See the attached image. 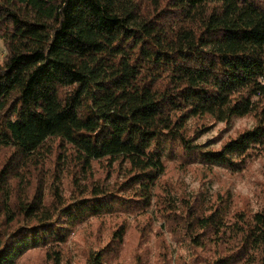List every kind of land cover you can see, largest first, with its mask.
Masks as SVG:
<instances>
[{
	"label": "trees",
	"instance_id": "trees-1",
	"mask_svg": "<svg viewBox=\"0 0 264 264\" xmlns=\"http://www.w3.org/2000/svg\"><path fill=\"white\" fill-rule=\"evenodd\" d=\"M0 42V264H73L75 230L121 214L85 264L115 263L148 214L208 264H264V169L257 208L166 179L264 154V0H0Z\"/></svg>",
	"mask_w": 264,
	"mask_h": 264
},
{
	"label": "rangeland",
	"instance_id": "rangeland-1",
	"mask_svg": "<svg viewBox=\"0 0 264 264\" xmlns=\"http://www.w3.org/2000/svg\"><path fill=\"white\" fill-rule=\"evenodd\" d=\"M0 48H2L0 42ZM252 118H238L230 123H212L211 129L198 140L205 146H219L226 139L251 127ZM166 179L183 187L187 192L208 191L212 193L231 192L240 205L249 203L257 208L262 191L264 154L254 159L244 172L233 173L223 167L207 166L196 163L181 165L170 162ZM245 206V205H244ZM121 217H104L92 219L77 228L68 242L69 254L74 256L73 264H85L88 250L91 246H101L111 237L112 228L126 219ZM128 234L120 250V255L113 264H164L163 255L167 252L171 264H208L213 260V254L204 250L189 247L187 244L178 245L166 228L162 227L163 219L159 215L129 216L127 219ZM43 253L38 250L26 255L21 264H41Z\"/></svg>",
	"mask_w": 264,
	"mask_h": 264
}]
</instances>
